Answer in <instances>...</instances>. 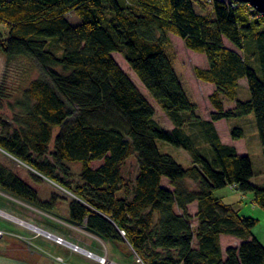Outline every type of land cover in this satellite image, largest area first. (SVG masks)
Wrapping results in <instances>:
<instances>
[{"label":"trees","instance_id":"obj_1","mask_svg":"<svg viewBox=\"0 0 264 264\" xmlns=\"http://www.w3.org/2000/svg\"><path fill=\"white\" fill-rule=\"evenodd\" d=\"M69 15L81 23L74 25ZM0 26V52L26 57L37 73L12 121L1 115L9 94L0 87V148L75 196L74 223L129 244L144 264H264V244L253 234L259 219L215 196L232 187L264 209V188L251 181L250 157L225 144L215 125L254 114L264 149L263 15L240 0H0ZM170 34L207 58L208 67L195 66L194 73L215 86L209 119L175 70ZM113 53L124 56L172 120L171 131L156 121L153 105ZM242 79L247 100L238 98ZM199 132L214 158L198 150ZM230 133L233 140L244 137L241 127ZM159 140L191 152L192 165L162 153ZM133 156L137 173L131 178L125 167ZM94 161L103 163L94 168ZM74 162L82 164L76 182ZM0 187L40 203L37 191L4 164ZM222 235L240 243L223 252Z\"/></svg>","mask_w":264,"mask_h":264},{"label":"rangeland","instance_id":"obj_2","mask_svg":"<svg viewBox=\"0 0 264 264\" xmlns=\"http://www.w3.org/2000/svg\"><path fill=\"white\" fill-rule=\"evenodd\" d=\"M195 7L198 12H202V9L199 6L195 5ZM207 11L208 9L206 10V12ZM69 18L74 25H78L81 23V19L78 16L69 15ZM0 31H3L1 26ZM169 37L172 44V50L175 54V70L178 73L188 96L198 103L200 114L204 118L209 119L210 113L213 111V107L210 106L208 95L213 90V84L199 80L194 73L195 66L205 67L208 65L207 58L204 54L195 52L187 48L182 38L174 34H170ZM225 44L227 46L233 47L228 40H225ZM113 56L119 63L121 68L128 74L130 79L139 88L142 94L153 105L155 109L156 121L164 129L171 131L174 128L172 120L163 111L160 104L150 94L144 84L139 80V78L133 72L124 56L120 53H114ZM253 67L256 69L258 68L257 62L253 63ZM36 76L37 73L34 65L26 57L21 56L8 59V57L4 53L0 52V87H3V89L9 94V96L4 101V107L1 111V115L3 118L12 121L15 115L20 113L22 109L17 106L16 103L22 98V91L28 85L30 79L35 78ZM241 81L242 83L239 85L238 88V98L241 100H247L250 98L251 95L250 90L248 88V83L246 79H242ZM226 109H228V107ZM235 127H241L244 130V137L241 140L235 141L231 138L230 132ZM217 130L221 140L225 144L235 146L239 152L246 154L250 157L253 164L255 181L264 183V149L260 139L255 115L249 114L240 118H231L224 120L223 122L218 124ZM57 132L58 129L55 131V133ZM157 144L162 153L171 155L178 163L182 164L185 167H189L192 165L193 155L191 154V152L161 140H159ZM196 145L198 150L199 148L201 149L200 153L204 157L208 159L214 158V153L211 144L210 142L206 143L201 132H199L198 134ZM102 163L103 161H94L92 163V166L94 168H97ZM0 164H4L12 168L18 174V176L36 175L37 177H39L42 181H36V186L41 189V194L43 197H49L50 193H59L67 195L71 199L75 198L72 193L64 189L62 186L48 178L43 177L42 174L34 170L32 167L17 160L15 157L8 154L1 148ZM71 166L73 167L74 171L71 180L76 182L79 180L78 176L82 170V164L80 162H74L71 164ZM125 169L126 175H128V177L130 176L131 178H133L136 175L137 160L135 156L129 159ZM32 181L33 180H31L30 182L33 184L34 182ZM187 182L191 188H198V184L193 180L189 179ZM163 183L166 186H169V182L167 179H164ZM5 192L7 193L4 188L0 187V207L4 206L3 202L7 199V197L4 195ZM215 196L222 197L226 203L236 204V206L240 208L241 214L258 219H261L262 217L264 218V210H261L260 208H257V210H255L256 208H254V206L252 205L250 199L251 194H247L244 196L240 191L235 190L232 187H226L223 189L216 190ZM68 201L69 200H62L60 205L54 210L55 214L59 212L57 214L62 216V214L64 215L66 211L68 212ZM197 209V203H193L189 206V212L193 216L196 214ZM177 212H180V210L177 209ZM5 221V218L0 216V227H4ZM260 224L261 223L259 221V223L255 227H259ZM192 225L194 229H196L198 225V219L195 216L192 219ZM197 244L198 242L195 239L194 246H197ZM221 245L223 248H225L227 245V240L224 239ZM110 247L112 250H115L116 254H119L124 259H127L129 261H131L132 259L134 260V257H130L131 251L128 250V248L123 243H115L113 241L112 246ZM105 257L107 258V256ZM107 260L109 261V263H111L108 258ZM129 261L123 260L122 263H129Z\"/></svg>","mask_w":264,"mask_h":264},{"label":"crops","instance_id":"obj_3","mask_svg":"<svg viewBox=\"0 0 264 264\" xmlns=\"http://www.w3.org/2000/svg\"><path fill=\"white\" fill-rule=\"evenodd\" d=\"M230 48L235 49L234 47ZM206 67L208 65L204 68ZM214 88L213 85L211 93ZM233 106L234 104L227 105L228 109ZM223 121L224 119L217 121L215 125L218 127V124ZM19 177L37 191L40 203L46 204L32 202L5 189L7 193L5 192L4 195L7 199L3 202L4 206L0 207V216L6 220L4 227H0L2 232L0 236V264H102L99 261L101 256H107L111 262L109 264H123V260L129 261L111 249L113 241L105 240L87 230L85 223L79 225L71 220L70 203L72 199L70 197L59 193H50L49 197H43L41 189L36 186V181H42L39 177L36 175H19ZM31 180H33V184L30 182ZM251 181L264 188V183L255 181V175ZM250 199L252 201V195ZM62 200H69V207L68 212L66 211L61 216L57 214L59 212L55 214L54 210ZM252 205L256 208L255 210L260 208ZM259 221L261 224L253 229V234L264 244V218L262 217ZM58 237L63 239L61 243L57 241ZM224 239L227 240V245L225 248L222 247L223 252L229 246L240 243V240L233 236L222 235L221 244ZM118 243H123L131 251L129 244ZM74 246H77L79 250H75ZM88 252L94 256H89ZM130 257H134V260L130 259L129 263L124 264H144L138 262V258L132 251Z\"/></svg>","mask_w":264,"mask_h":264},{"label":"built area","instance_id":"obj_4","mask_svg":"<svg viewBox=\"0 0 264 264\" xmlns=\"http://www.w3.org/2000/svg\"><path fill=\"white\" fill-rule=\"evenodd\" d=\"M209 2H212V1H214V0H208ZM220 1H225V2H231L232 0H220ZM249 5V7H250V9L252 10V11H256L257 12V10L253 7V6H251L250 4H248ZM258 13V16H262V14L261 13H259V12H257ZM122 233L124 234V232L122 231ZM2 235V232L0 231V236ZM57 241L58 242H62L63 241V239L62 238H60V237H58L57 238ZM75 247V250H79V248L77 247V246H74ZM88 255L89 256H94L92 253H90V252H88ZM138 260V262H141V260L138 258L137 259ZM99 261L101 262V263H103V264H107V263H109V261L107 260V258L105 257V256H101V257H99Z\"/></svg>","mask_w":264,"mask_h":264},{"label":"water","instance_id":"obj_5","mask_svg":"<svg viewBox=\"0 0 264 264\" xmlns=\"http://www.w3.org/2000/svg\"><path fill=\"white\" fill-rule=\"evenodd\" d=\"M240 1L250 4L257 10V12L261 13L264 16V0H240Z\"/></svg>","mask_w":264,"mask_h":264}]
</instances>
